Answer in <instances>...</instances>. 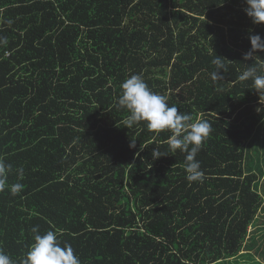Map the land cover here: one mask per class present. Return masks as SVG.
Returning a JSON list of instances; mask_svg holds the SVG:
<instances>
[{
  "label": "trees",
  "instance_id": "1",
  "mask_svg": "<svg viewBox=\"0 0 264 264\" xmlns=\"http://www.w3.org/2000/svg\"><path fill=\"white\" fill-rule=\"evenodd\" d=\"M245 7L0 0V160L56 164L41 173L53 183L0 192V250L19 264L33 226L55 231L62 246L115 229L132 264H224L244 251L264 264V91L239 79L264 69V51L244 59L264 23ZM217 56L225 71L214 80ZM133 74L190 122L210 123L196 156L201 182L186 180V153L169 149V130L125 127L129 113L115 104Z\"/></svg>",
  "mask_w": 264,
  "mask_h": 264
},
{
  "label": "clouds",
  "instance_id": "2",
  "mask_svg": "<svg viewBox=\"0 0 264 264\" xmlns=\"http://www.w3.org/2000/svg\"><path fill=\"white\" fill-rule=\"evenodd\" d=\"M244 2L246 4L244 11L252 22L254 24L264 23V0H244ZM249 39L251 49L244 54L245 60L251 58L257 50L264 51V38L260 35H250ZM0 42L6 41L0 38ZM221 58L217 56L212 61L216 66L212 74L214 80L224 78L221 71L224 72L225 68ZM239 79L241 81L251 80L257 91H264V69L250 66L240 75ZM121 89L122 93L115 106L118 109H126L129 113L124 121L125 127L130 128L139 122H146V127L152 132L159 133L169 130L172 133L168 139L169 149L186 153L184 165L186 180L201 182L204 173L196 156L212 131L210 123L202 118L190 122L192 120L190 115L178 112L175 105L169 106L166 97L153 92L139 74H133L125 79L121 84ZM129 147L134 148L135 143H130ZM152 156L160 157L157 149H153ZM11 170L10 164L0 160V192L7 189L11 195L15 196L22 191L23 185L19 182L8 183ZM16 172L20 178L23 177L22 167ZM31 232L33 243L19 264H81L79 256L74 253L71 245H61L55 231L49 230L40 234L39 226H33ZM0 264H16V262L0 250Z\"/></svg>",
  "mask_w": 264,
  "mask_h": 264
},
{
  "label": "rangeland",
  "instance_id": "3",
  "mask_svg": "<svg viewBox=\"0 0 264 264\" xmlns=\"http://www.w3.org/2000/svg\"><path fill=\"white\" fill-rule=\"evenodd\" d=\"M247 146L251 147L252 142L251 140L246 141ZM7 163L6 161H4ZM12 164V162H10ZM48 164H43L41 168H36L33 164L30 162L26 163H20V165L14 166V169L11 170V172L8 175V183H22L23 187L25 184L34 183L37 181L45 180L53 183V175L50 176H43L41 173L45 170L48 172L51 171V169L56 168V164L50 163L48 168ZM23 168L24 174L23 177L20 178L17 175L16 170L18 168ZM47 167V168H46ZM42 170L41 172H39ZM40 179V180H39ZM43 185L41 184L40 188H42ZM23 190V189H22ZM4 193L9 195V191L6 189ZM8 222L11 223L13 227H23L22 224H16L15 220L9 218ZM25 227H28V223L23 222ZM32 228V227H31ZM26 230V229H25ZM27 231V230H26ZM116 230L110 229L109 232L107 231L105 233L104 241L97 242L96 239L100 236H95V239L92 237H88L89 243L83 242V239L80 237V239L77 238L74 243L71 241V237L67 238L66 241L67 244L71 245L72 248L76 251L77 255L79 256L81 260V264H132V260L130 259L129 255L127 253H124L122 250V238L123 236H115ZM32 235V232H31ZM74 238V237H73ZM126 254V256H124ZM128 255V256H127ZM247 252H242L238 257L230 259L228 262H225L224 264H257L260 258L258 254L253 251V256L249 257ZM261 259V258H260Z\"/></svg>",
  "mask_w": 264,
  "mask_h": 264
}]
</instances>
